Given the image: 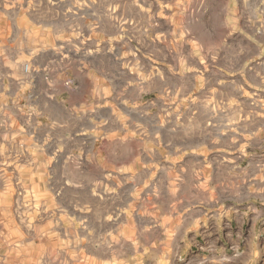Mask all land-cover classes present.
I'll return each instance as SVG.
<instances>
[{"label": "rangeland", "instance_id": "374dc122", "mask_svg": "<svg viewBox=\"0 0 264 264\" xmlns=\"http://www.w3.org/2000/svg\"><path fill=\"white\" fill-rule=\"evenodd\" d=\"M12 1L0 264H264V0Z\"/></svg>", "mask_w": 264, "mask_h": 264}, {"label": "crops", "instance_id": "0c3cea01", "mask_svg": "<svg viewBox=\"0 0 264 264\" xmlns=\"http://www.w3.org/2000/svg\"><path fill=\"white\" fill-rule=\"evenodd\" d=\"M13 3H15L14 0L11 2V5ZM11 7L15 9L14 5H12ZM12 16L11 14H8L7 11H4L2 9V6L0 5V19H1L0 22L1 23H6L7 21H9L8 19ZM94 59H91L89 62L90 68L88 67L87 69L88 74L90 76L91 75L95 76V79L101 78L100 76H104L105 78V75H107L106 68L102 70L96 64L98 61L97 60L98 58L95 57ZM261 77L264 78V72H261ZM216 101L219 102V100H216ZM234 103H235V99H234ZM242 213L243 214L241 218L243 217L245 219L247 217L248 218L250 217V214L248 211H243ZM226 215H227V219H229L230 222L233 223L232 219H235V215H231V212L229 214L228 212H226ZM234 230L235 228L233 226H231V228H228L222 224V221H217V224L216 226L213 227V230L210 229L208 231L209 233L208 235H210L208 236V243H212V244L215 243L214 249L211 248L204 253V259L208 260V264H252V260L254 257L253 243L251 244L249 242L246 243V247L243 248L239 258H233V257L227 256V247L229 243L228 238L230 237V235H232V238H233L234 237L233 233H236V234L239 233V232H234ZM234 241L238 243V240H234Z\"/></svg>", "mask_w": 264, "mask_h": 264}, {"label": "built area", "instance_id": "2783aa9c", "mask_svg": "<svg viewBox=\"0 0 264 264\" xmlns=\"http://www.w3.org/2000/svg\"><path fill=\"white\" fill-rule=\"evenodd\" d=\"M30 69H31V68H30V65H29V64H26V66H25V70H26V71H30Z\"/></svg>", "mask_w": 264, "mask_h": 264}]
</instances>
